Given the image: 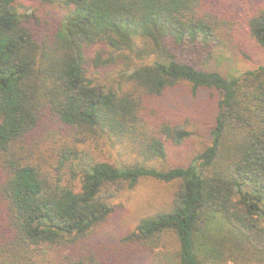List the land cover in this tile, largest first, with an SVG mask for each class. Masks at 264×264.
<instances>
[{"label":"trees","instance_id":"obj_1","mask_svg":"<svg viewBox=\"0 0 264 264\" xmlns=\"http://www.w3.org/2000/svg\"><path fill=\"white\" fill-rule=\"evenodd\" d=\"M58 1L56 31L37 39L34 13L0 0V264H130L167 232L180 264H264V64L239 75L203 66L230 29L264 47V0L243 24L234 20L239 6L224 12L230 22L205 18L203 0ZM176 49L202 51L201 66ZM120 59V84L104 85L96 74L108 77ZM130 81L148 96L181 82L214 96L209 144L187 165L113 163L81 148L89 135L112 143L144 136V158L165 159L189 137L171 121L146 134L142 98L123 88ZM44 141L49 154L32 160L30 147ZM145 177L179 183L171 208L107 245L101 229L112 200ZM218 223L234 231L222 250L225 240L210 232Z\"/></svg>","mask_w":264,"mask_h":264},{"label":"rangeland","instance_id":"obj_2","mask_svg":"<svg viewBox=\"0 0 264 264\" xmlns=\"http://www.w3.org/2000/svg\"><path fill=\"white\" fill-rule=\"evenodd\" d=\"M237 5V6H236ZM257 5L256 0H203L202 11H205V18L211 20H226L229 18L227 10L241 7L244 13L241 17H235L234 20H241L243 24L246 18V11ZM21 11H29L34 13L31 25L35 28L37 39H45L50 33L56 31L60 16L63 9L58 0H21ZM235 6V7H234ZM208 21V20H207ZM210 21V20H209ZM208 21V22H209ZM211 22V21H210ZM229 28L230 24H227ZM230 34L221 35L220 46L212 51L211 58L203 65L219 70L223 74L239 75L243 71L253 69L264 64V47H258L246 34H233L234 29L229 30ZM233 34V35H232ZM183 60L191 61L195 66H201L200 61L203 59L201 52L187 50H175ZM104 58H108L105 54ZM125 60H119L116 70L108 77H99L105 74L101 68V73L96 76L104 85L117 86L120 84V70L125 68ZM123 88L129 92H134L142 98L143 114L147 121V127L144 128L146 134L152 135L153 125L163 122H175L185 126L190 132L189 137L180 146H171L168 149L165 159L151 158L146 160L141 154L140 149L143 147L142 139L123 138V141L114 143L104 137L89 135L86 142L81 144V148L88 151L95 160L110 161L113 163L134 164L143 163L154 166L157 169H167L176 165H187L196 152L203 148L205 144H209L210 130L213 125L217 111V103L214 96L207 89H200L196 95H193L191 87L186 82H181L176 87L168 89L163 96H148L144 94L140 88L132 81L123 83ZM36 139L39 136L33 137ZM33 140L31 139V142ZM145 143V142H143ZM50 141H44L38 145L30 147L31 159L37 160L40 153L45 152L51 146ZM178 182H163L150 177L140 179L138 184L132 189L124 188L112 200V204L116 207L115 212L110 216L101 234L104 238H108V244L115 243L119 236L126 235L133 231L139 221L147 216L153 215L160 211H166L171 208L174 193L178 189ZM222 223V222H221ZM210 232L219 239H224L222 244L217 245L221 248L231 246V241L225 239L233 237V232H227V228L222 224H212ZM235 235V234H234ZM199 241L208 242L207 238H200ZM212 245L211 243H209ZM214 245H212L213 247ZM216 248V247H215ZM214 248V249H215ZM179 243L175 234L167 232L162 235L158 244L152 250H138L129 260L130 264H180L177 256ZM254 263V262H253ZM220 264H241V261H233L228 258ZM254 264H257L256 262Z\"/></svg>","mask_w":264,"mask_h":264}]
</instances>
